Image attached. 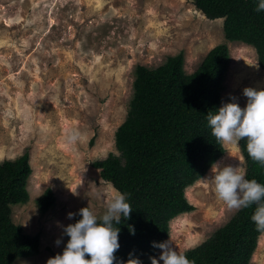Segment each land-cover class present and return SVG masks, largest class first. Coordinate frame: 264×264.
Listing matches in <instances>:
<instances>
[{"label": "rangeland", "instance_id": "obj_1", "mask_svg": "<svg viewBox=\"0 0 264 264\" xmlns=\"http://www.w3.org/2000/svg\"><path fill=\"white\" fill-rule=\"evenodd\" d=\"M220 43L231 52L223 103L235 97L243 108L244 87L264 88L256 48L228 41L224 18H208L194 0H0V162L30 153V198L13 205L12 217L26 233L41 235L40 253L13 264H46L66 246L63 228L76 216L68 212L106 209L117 189L93 162L119 154L116 131L127 117L137 65L157 67L183 51L191 73ZM69 129L80 132L71 144ZM224 145L217 161L246 171L240 141ZM210 170L187 189L195 209L170 222L165 240L178 251L205 241L237 211L204 179ZM48 187L56 202L43 213L37 199ZM250 264H264V232Z\"/></svg>", "mask_w": 264, "mask_h": 264}, {"label": "trees", "instance_id": "obj_2", "mask_svg": "<svg viewBox=\"0 0 264 264\" xmlns=\"http://www.w3.org/2000/svg\"><path fill=\"white\" fill-rule=\"evenodd\" d=\"M194 3L208 18H224L226 39L253 45L264 68V11H255L258 0ZM230 63V48L220 43L191 73L185 70L183 51L168 56L157 67L137 65L127 117L116 131L119 154L111 152L93 162L103 179L130 194L129 217L121 216L119 224L113 222L120 228V247L114 252L117 260L113 264H127L135 258L151 264L149 257H157L159 251L152 242L167 239L171 220L195 209L187 198V189L226 152L224 143L212 134L207 114H214L223 103ZM240 148L246 164L245 178L264 184V165L250 158L246 138L240 140ZM31 166L28 151L0 162V264H13L41 250V235L26 233L12 217L13 205L30 198ZM55 202L51 187L37 199L43 213ZM255 207L253 204L237 210L209 238L188 249L186 256L196 264H250L263 233L251 220ZM80 218L78 212L72 223ZM85 258L90 256L86 254Z\"/></svg>", "mask_w": 264, "mask_h": 264}, {"label": "clouds", "instance_id": "obj_3", "mask_svg": "<svg viewBox=\"0 0 264 264\" xmlns=\"http://www.w3.org/2000/svg\"><path fill=\"white\" fill-rule=\"evenodd\" d=\"M255 11H264V0H258ZM243 95L247 97L242 108L232 97L230 102L222 105L213 114L208 112L207 121L212 134L220 143L238 145L241 139L246 138V149L253 161L264 165V88L244 87ZM80 137L77 129H69L66 132V141L73 143ZM118 154V153H117ZM214 185V191L218 199L234 210L249 207L255 204V210L251 215L258 232H264V184L255 178H245V171L240 164H221L213 162L210 175L204 177ZM129 193L114 190L111 198L106 203V209L97 215L89 207L78 210L81 218L75 223L64 226L63 232L70 237L62 253L47 259L46 264H113L117 258L114 252L120 247L118 233L121 216L128 218L132 206L128 202ZM77 213L68 212L69 218ZM130 231L134 229L129 225ZM55 243H61L57 238ZM153 247L162 249L159 259L150 256L151 264H196L189 259L185 252L178 251L176 247L165 240L152 242ZM88 254L90 258L86 259ZM117 264H120L117 261ZM127 264H142L139 258L130 259Z\"/></svg>", "mask_w": 264, "mask_h": 264}]
</instances>
